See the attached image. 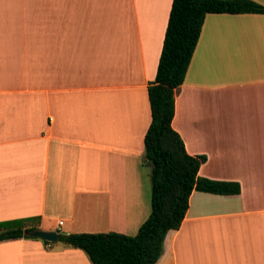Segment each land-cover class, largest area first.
<instances>
[{"label":"crops","instance_id":"obj_1","mask_svg":"<svg viewBox=\"0 0 264 264\" xmlns=\"http://www.w3.org/2000/svg\"><path fill=\"white\" fill-rule=\"evenodd\" d=\"M172 3L0 0V223L138 233L152 211L148 88ZM175 99L173 129L207 158L199 175L241 192L194 191L157 264H264V14L207 15ZM0 264L92 263L23 238L0 243Z\"/></svg>","mask_w":264,"mask_h":264},{"label":"trees","instance_id":"obj_2","mask_svg":"<svg viewBox=\"0 0 264 264\" xmlns=\"http://www.w3.org/2000/svg\"><path fill=\"white\" fill-rule=\"evenodd\" d=\"M209 14H264L251 0H173L156 79L148 88L152 122L145 136V163L151 167L152 211L135 236L119 233L64 234L59 241L83 251L92 264H157L170 231L181 228L194 191L239 195L240 185L202 178L206 156L187 153L173 129L176 91L185 82ZM21 222L0 223V243L23 238ZM45 244H54L45 242Z\"/></svg>","mask_w":264,"mask_h":264},{"label":"water","instance_id":"obj_3","mask_svg":"<svg viewBox=\"0 0 264 264\" xmlns=\"http://www.w3.org/2000/svg\"><path fill=\"white\" fill-rule=\"evenodd\" d=\"M64 235V233L60 232H46L42 230H35L31 232H27L26 236L33 239H39L49 243H57L59 242V236Z\"/></svg>","mask_w":264,"mask_h":264},{"label":"built area","instance_id":"obj_4","mask_svg":"<svg viewBox=\"0 0 264 264\" xmlns=\"http://www.w3.org/2000/svg\"><path fill=\"white\" fill-rule=\"evenodd\" d=\"M59 225L62 226L63 225V222H59Z\"/></svg>","mask_w":264,"mask_h":264},{"label":"rangeland","instance_id":"obj_5","mask_svg":"<svg viewBox=\"0 0 264 264\" xmlns=\"http://www.w3.org/2000/svg\"><path fill=\"white\" fill-rule=\"evenodd\" d=\"M62 233V232H61Z\"/></svg>","mask_w":264,"mask_h":264}]
</instances>
